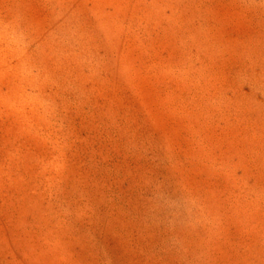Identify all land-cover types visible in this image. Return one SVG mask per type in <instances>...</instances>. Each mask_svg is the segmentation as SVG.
I'll list each match as a JSON object with an SVG mask.
<instances>
[{
    "label": "rangeland",
    "instance_id": "1",
    "mask_svg": "<svg viewBox=\"0 0 264 264\" xmlns=\"http://www.w3.org/2000/svg\"><path fill=\"white\" fill-rule=\"evenodd\" d=\"M0 264H264V0H0Z\"/></svg>",
    "mask_w": 264,
    "mask_h": 264
}]
</instances>
